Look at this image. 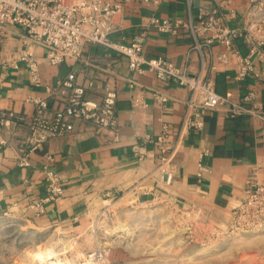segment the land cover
<instances>
[{"label":"crops","instance_id":"obj_1","mask_svg":"<svg viewBox=\"0 0 264 264\" xmlns=\"http://www.w3.org/2000/svg\"><path fill=\"white\" fill-rule=\"evenodd\" d=\"M123 2V0H113ZM248 0H233L237 18L232 24L244 23ZM213 4L212 0H194L191 14L196 17L199 7ZM156 14L171 21L189 16L186 0H131L113 18L114 41L129 42L146 31L143 54L154 58L163 56L178 65L187 63L192 72L202 73L214 80L218 92L240 100L249 89L257 94L256 105L264 112V85L252 75L243 80L235 77L232 65L207 59L202 68L200 54L190 50L193 39L187 29L177 33H162L149 26ZM25 28L22 25L0 27V110L12 109L24 114L21 123L0 124V222L17 223L36 230L63 231L80 238L88 228L91 217L107 202L149 205L159 202L182 213L199 216L207 226L225 229L231 222L233 209L242 201L251 170L259 165L258 178L264 180V125L250 114L228 116L223 110L209 111L204 116L202 130L184 125L188 90L173 82H163L152 72L137 74L129 68L128 58L101 45L87 43L78 59H67L60 65H50L46 50L34 47L40 61L42 83L35 86L29 79L25 64L13 67L22 49ZM236 45L246 54L247 45ZM215 53L223 48L214 45ZM190 54L186 62L187 55ZM74 71L81 83L88 79L95 86L87 95L100 99L102 81L107 77L118 88L117 141L108 130L97 132L87 123L75 122L74 129L50 138L42 147L29 153L30 166H21L19 158L29 133L34 105L29 96L45 97L69 72ZM255 71L264 76V65L256 63ZM136 82L133 88L131 84ZM159 90L168 96L165 103L155 98ZM140 99L134 105L132 97ZM53 106V98L50 97ZM169 127L166 144L172 149L169 166L174 177L166 183L158 169L157 147L149 139L156 138ZM202 149L209 154L202 160L210 167L204 179H198V161ZM54 170L64 180L65 193L48 201L45 212L36 216L29 209L31 201L45 195L46 171ZM8 212V215L5 213Z\"/></svg>","mask_w":264,"mask_h":264},{"label":"built area","instance_id":"obj_2","mask_svg":"<svg viewBox=\"0 0 264 264\" xmlns=\"http://www.w3.org/2000/svg\"><path fill=\"white\" fill-rule=\"evenodd\" d=\"M123 0H0V27L22 25L25 33L22 38L23 49L18 59L10 65L19 67L25 64L29 79L35 86L42 83L40 61L35 56L34 47L45 48V59L50 65H60L67 59L81 57L87 43L101 45L119 52L128 58L129 68L137 74L154 73L163 82H173L184 86L189 97L186 100L184 125L189 129L202 130L204 116L209 111L223 110L230 117L250 114L261 119L264 125V112L256 105L257 94L248 90L240 100L218 92L214 80L199 72H192L187 63L178 65L174 61L158 56H144L146 31L135 35L129 42L114 41L113 18L123 9ZM160 3L163 0H143ZM233 0H212L213 4L200 6L197 16L191 14L194 0H186L189 16L186 20L171 21L152 14L149 26L162 33H177L187 29L193 39L191 50L200 54L202 68L207 59L216 60L222 65H232L238 80L255 75L264 85V76L255 71L256 63L264 65V0H248L244 23L233 25L237 11L232 6ZM241 39L246 45V54L236 45ZM214 45H220L223 51L215 53ZM190 54L187 55L186 62ZM93 79L81 83L74 71L69 72L53 88H47L45 97L29 96L26 102L34 105V113L29 122V133L24 142V151L19 158L21 166H30L29 153L42 147L50 138L66 134L74 129L75 122L87 123L97 132L108 130L115 140L120 139L117 126L118 88L116 82L107 77L102 81L100 99L87 95L95 86ZM136 82L131 86L134 88ZM155 98L165 103L168 96L159 90ZM50 97L53 98V106ZM134 105H140V99L133 95ZM26 120L24 114L12 109L0 110V124L21 123ZM169 127L164 126L160 135L149 139L159 154L158 169L166 183L171 184L174 174L169 162L172 149L166 144ZM5 144V141H1ZM209 154L202 149L198 161V179L210 172L203 158ZM259 165L251 170V177L246 182L242 201L233 209L231 222L225 228L228 236L243 233L264 232V180L258 178ZM45 195L37 197L29 204V209L36 216L45 212L48 201L64 195V180L54 170L46 171ZM190 214V213H188ZM8 215V212L5 213Z\"/></svg>","mask_w":264,"mask_h":264},{"label":"rangeland","instance_id":"obj_3","mask_svg":"<svg viewBox=\"0 0 264 264\" xmlns=\"http://www.w3.org/2000/svg\"><path fill=\"white\" fill-rule=\"evenodd\" d=\"M224 230L159 202L113 200L80 238L0 222V264H264V232Z\"/></svg>","mask_w":264,"mask_h":264}]
</instances>
